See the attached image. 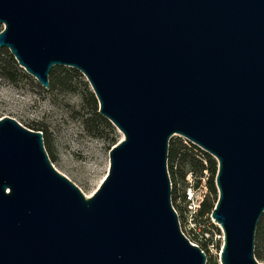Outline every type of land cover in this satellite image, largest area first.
<instances>
[{
  "label": "water",
  "instance_id": "95a60500",
  "mask_svg": "<svg viewBox=\"0 0 264 264\" xmlns=\"http://www.w3.org/2000/svg\"><path fill=\"white\" fill-rule=\"evenodd\" d=\"M0 26L43 88L82 73L123 135L86 197L41 131L0 118V264H206L171 203L174 134L217 161L220 263L264 264V0H0Z\"/></svg>",
  "mask_w": 264,
  "mask_h": 264
},
{
  "label": "rangeland",
  "instance_id": "374dc122",
  "mask_svg": "<svg viewBox=\"0 0 264 264\" xmlns=\"http://www.w3.org/2000/svg\"><path fill=\"white\" fill-rule=\"evenodd\" d=\"M23 73L26 76L20 74L15 83L0 77V118L10 116L27 128L43 129L54 156L53 166L86 197L90 196L107 174L109 150L121 140L122 133L106 118L108 123H101L92 116L93 103L83 98L84 90L92 89L82 73L67 80L63 89L52 90L43 88L24 70ZM172 137L191 143L177 134ZM219 232L222 235L220 228ZM212 242L214 246L206 252V264H221V236L212 234Z\"/></svg>",
  "mask_w": 264,
  "mask_h": 264
},
{
  "label": "trees",
  "instance_id": "16d2710c",
  "mask_svg": "<svg viewBox=\"0 0 264 264\" xmlns=\"http://www.w3.org/2000/svg\"><path fill=\"white\" fill-rule=\"evenodd\" d=\"M20 74L26 76L23 73V69L19 67L10 52L6 48L0 49V77L15 83ZM77 75H80V73L76 69H67L63 66L53 67L49 72L48 90L55 88L63 89L65 85L67 86V80H70ZM83 98L84 100L89 99L93 103L92 116L98 118L101 123H108L103 116L101 117L97 113L98 110L96 111L98 104L93 92L86 88L84 90ZM40 130L43 131V129ZM43 138L44 147L48 157L52 161L54 156L47 143V138L44 135ZM167 168L170 181L173 184L172 203L180 213L183 212V207L179 204L176 205V197L178 196L177 184L184 183L186 174L189 171L195 173L197 176H205L204 170H206V183L209 195L202 202L198 210L197 223L202 228V232L207 230L210 232L211 236L215 233L220 234L219 228L209 220V214H211L218 197L215 185V176L217 172V161L215 158L207 152L198 149L195 145L184 142L180 137H172L169 141L168 147ZM179 196H182V194H179ZM201 246L204 247V249H207V242L204 240L201 241ZM254 256L259 262L264 263V212L262 213L256 227Z\"/></svg>",
  "mask_w": 264,
  "mask_h": 264
},
{
  "label": "built area",
  "instance_id": "2783aa9c",
  "mask_svg": "<svg viewBox=\"0 0 264 264\" xmlns=\"http://www.w3.org/2000/svg\"><path fill=\"white\" fill-rule=\"evenodd\" d=\"M204 174H206V170H204ZM170 185H171V203H172L173 184L171 181H170ZM176 187L178 188L176 205L177 204L181 205L183 207V212L180 213L178 209L175 208L173 203H172V207L177 213L180 230L183 233V235L193 245L199 246V248L206 255V252L209 250V248L214 246L211 239L212 236L210 235V232L207 230H204L202 232V228L197 223L198 210L202 202L209 195V190L206 183V177L197 176L195 173L189 171L186 174L184 183L181 185L178 183ZM179 194H182V196H179ZM209 220L211 223L218 226V224H216V222L211 217V214H209ZM218 236H221L222 238L223 233L222 235L218 234ZM203 240L207 242V249H204V247L201 246V241Z\"/></svg>",
  "mask_w": 264,
  "mask_h": 264
}]
</instances>
